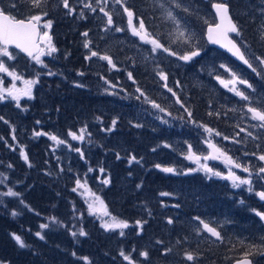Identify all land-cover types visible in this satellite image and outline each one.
I'll list each match as a JSON object with an SVG mask.
<instances>
[{"label": "trees", "instance_id": "trees-1", "mask_svg": "<svg viewBox=\"0 0 264 264\" xmlns=\"http://www.w3.org/2000/svg\"><path fill=\"white\" fill-rule=\"evenodd\" d=\"M206 5L211 6L208 2ZM69 6L75 9L72 14L61 0H43L40 7H32L26 0H2L1 7L17 19L41 15L53 23L57 54L46 63L58 69L50 70L52 75L43 72L47 76L42 77L38 91L24 99L5 98L0 88V264H181L187 260V253L195 257L189 264H231L246 255L255 259L252 252L264 225L257 217L248 216L245 207L236 208L233 204L237 202L231 203L226 191L218 197L206 196L204 205L208 210L214 207V216L221 213L224 218L226 213L230 218L226 228L231 231L224 232L222 242L194 239L195 233L187 223L197 212L204 213L205 207L193 206L184 194L186 188H193V182L188 181L191 174H171L163 171L171 167L170 163H158L159 159L165 162L171 158L164 146L168 143L167 131L172 128L145 124L133 116L138 111L133 102L137 87L153 89L154 82L159 81L154 77L155 69L150 71V61L138 59V41L128 31L124 37L113 39L112 34L99 30L96 14L87 12L81 18L77 0H69ZM119 6L122 20L123 7L127 6L134 11L135 21L143 18L147 30L155 29V13L148 0H126ZM84 32H88L87 37ZM200 46L202 52L186 63L183 74L177 68L166 69L172 74L170 84L181 80L188 85L182 100L191 112L190 128L212 129L208 132L211 137L217 132L230 134L239 130L231 124L236 115L230 108L234 104L232 92L216 85L215 98L204 82L202 86L193 85L187 78L202 70L207 59L204 51L214 50L204 38ZM256 46L263 48L261 43ZM93 51L98 55L91 56ZM103 55L111 56L116 66L100 59ZM29 61L21 58L19 63L5 66H18L17 71L31 78ZM231 64L240 67L234 61ZM81 129L85 131L81 133ZM37 132L47 135L37 136ZM69 133L82 134L84 139H73ZM52 136L64 143H57ZM23 154L28 156L27 161ZM77 180L84 187H78ZM9 191L19 195H6ZM105 211L111 215H104ZM112 217L127 222L128 227H102ZM246 221H251L254 228L248 231L251 239L237 241ZM44 224L49 227H41ZM81 230L87 235H79ZM15 236L25 247L19 246ZM121 252L130 259H124Z\"/></svg>", "mask_w": 264, "mask_h": 264}, {"label": "rangeland", "instance_id": "rangeland-1", "mask_svg": "<svg viewBox=\"0 0 264 264\" xmlns=\"http://www.w3.org/2000/svg\"><path fill=\"white\" fill-rule=\"evenodd\" d=\"M189 1L191 2V0ZM124 2H126V0H124ZM148 2L150 3V8L153 10L152 12L155 13L153 22L156 23L155 29L148 30V32L152 34V37L163 43L165 47L170 48L171 51H175L177 53L176 56H172L162 49L152 52V45L150 43L134 36L128 25L127 13H124L125 19L123 18L122 20L119 17L123 15L122 9L119 6L121 4L115 3V0H104V2L101 3H97V0H77V3L81 5V11L83 13L89 12L90 16L94 14L98 16L99 30L102 34H112L113 37L111 38L116 39L118 36L124 37L126 35L125 33L128 31L129 35L134 38L135 41H138L135 51L136 55H139L138 59L150 61V71L155 69L156 76L154 75V77L158 78L159 81L154 82L153 89H146L144 85L137 87L140 89L136 94L139 99L136 97L133 102L138 106V111L133 113V116L145 124H165L171 126L172 131H167L169 136L168 143L164 146L165 150L171 153V158L165 162L159 159L158 163L163 165H168V163H170V168L176 169V172L171 174L179 175V173L182 172L186 175L191 174V176L188 177V181L193 182V188H186L187 193H184L188 200H190L191 203L193 202V206L199 208L201 205H204L207 199L206 196H211V198L215 196L218 197L219 194L227 191L228 186L233 189V191H229L230 193L227 191L230 202H238L239 205L233 204L238 209L244 206L248 216L257 217L261 220L262 225H264V219H261V217L257 215V213H264V209L257 210L250 205L255 202L259 203V205L264 208V200L257 195L259 192H264V173L259 172V168L264 167V161L259 159V156L264 155V127L260 126L262 123L261 121L252 119V113L248 111L249 107L264 111V64H261L260 61L256 59V57L264 59V40L261 39V35L264 34V27H262V25H264V0H203V3H196V1L190 3L181 0H148ZM206 2L210 4L224 2L230 6L233 19L241 28V35L235 40L237 44L240 45L249 61L253 64V67L255 69L257 68V74L255 71L256 75H252L245 68L242 69L234 65L232 66V61L225 54L209 49L208 51H204V55L207 56V59L206 62L202 63V70H198L193 76H187L193 85L200 84L202 86L204 82L207 90L212 92L215 98L217 95L216 85H219L222 90L227 91H230V88L233 87L231 84L226 87L221 83V80L228 81L232 79L231 72H235L240 79L246 80L252 85V88H248L247 85L239 83L235 85L237 90L243 91L245 95L249 97L247 101L238 96L235 92L230 91L234 97V104L230 105V108L236 113L231 124L237 125V129L239 130H236V133L232 131L230 134L213 135L212 137L204 126L203 128L201 127V131L197 128H190L187 112L188 104H185L182 100L183 94L188 92V85L181 80H176L175 84H170V76L172 74H168L166 70L173 67L182 70L181 74H183L185 69H187L186 63L191 60L183 61L179 59V56L184 55L183 53L186 51L198 50L202 52L200 43L202 38L205 39L206 27L208 24H217L216 18L211 11V6L207 7L208 5H206ZM243 2L244 5H242ZM85 3H91L96 11L93 12L89 8L84 7ZM192 3H196L195 7ZM177 4H179V7H177ZM1 5L2 0H0V7ZM101 7L104 8L105 12L112 15L114 21L112 25L107 24V17H104V12L100 11ZM169 11L173 13L176 20L179 21V24L168 19L167 13ZM41 17L42 19L38 22L40 28L43 33L46 31L48 32L51 36V43L56 48L57 35L54 33L53 23L50 29H46L43 25L49 20L46 17ZM133 22L138 26L135 17ZM203 26H205L204 31H201ZM116 28H121L123 31H116ZM180 31L184 32L185 37L191 36V42H185L184 38H178ZM43 33L41 40L46 53L47 41L42 38ZM259 43L263 45V48H260V50L259 46H256L259 45ZM253 46H255V48ZM8 51L12 53L11 57L0 55V63H3L6 68H10L8 66L19 63L18 61L23 58L14 50ZM56 54L57 53L54 52L51 55H42L40 57L43 61L42 64L37 63L35 60H30L28 63L30 66L27 68L31 70V78L26 76L24 72L17 71L18 66L10 68L14 69L13 72L10 70L7 72L0 71V88L3 96L13 99V97L9 95L8 90H11L13 95L18 96L19 99L29 97L31 94L35 95V92L40 88L39 83L42 77L44 78L47 76L42 75L43 72L48 73L50 70L58 69V67L54 65L53 68H51L49 63H46ZM5 64L8 66H5ZM221 65L224 67H221ZM227 69H231V72ZM161 71L167 74L168 80L166 83L168 87L172 88L173 92L176 93L175 96L172 92L168 91V88L164 87L165 81L160 79L159 76V72ZM9 72L14 73L15 76L9 75ZM253 78L256 79L255 83L251 82ZM26 81L35 82L29 84L26 83ZM141 92H143L144 95H141ZM154 92L157 94L155 97ZM25 93H30V95ZM125 94L130 96L129 92ZM145 97L151 101H155L164 111L154 108L151 103L146 101ZM249 133H251V135H249ZM224 137H228V139H224ZM210 145H215V147H211ZM189 146L191 147L189 148ZM217 149L220 151H217ZM191 154H194V156L192 159H189L188 157ZM197 157L199 159H197ZM227 157H231L232 161L235 163L230 162ZM159 158H162V156ZM179 164V168L175 167ZM235 164H240L242 167L237 168ZM244 167H247L249 171H243ZM209 169L211 171H209ZM230 172L240 177V179H250L251 184H240L239 187H235L233 179L228 178ZM214 173H220V175L217 176L214 175ZM226 173L227 176H224ZM180 178L177 181H179ZM198 182L200 183L198 184ZM236 183H239V181H236ZM249 188H251V191H249ZM171 207L176 209L173 206ZM204 207V213L197 212L193 219H190L187 223L195 233L194 239L198 241L207 240L210 242L214 240L208 235L206 230H203V225L196 219L197 217L205 223H208L211 227H215L223 238L224 232L230 230L226 228L228 227L226 220L230 218L226 213H224V218H222L221 213H217L214 216V207L209 210L206 205H204ZM187 208L190 207L187 206ZM216 220V225H212V222ZM111 222L112 220L110 219L108 223ZM229 225H232L231 221H229ZM251 226L252 222L246 221L237 239L243 240L247 237L248 231H254V228ZM217 240L221 241V239ZM241 240L240 242H242ZM251 251H253V249ZM247 256L248 255L245 257ZM252 256H254L255 262L264 264V254H255V251H253ZM185 261H187V263L189 262V260L180 262L181 264H186ZM167 263L172 264V262ZM176 264L179 263L176 262Z\"/></svg>", "mask_w": 264, "mask_h": 264}, {"label": "snow or ice", "instance_id": "snow-or-ice-1", "mask_svg": "<svg viewBox=\"0 0 264 264\" xmlns=\"http://www.w3.org/2000/svg\"><path fill=\"white\" fill-rule=\"evenodd\" d=\"M27 3H30L32 5V7H40L41 3L43 2V0H26ZM62 2V6L68 10L69 14H72L73 12H75V9L71 8L69 6V0H61ZM104 2V0H97V3H101ZM115 3L117 4H124V0H115ZM12 7H15V5H12ZM84 7L89 8L91 11L95 12L96 9L92 6L91 3H85ZM177 7H179V4H177ZM215 9L217 10V14L220 16L221 18V23L217 24L215 26V28L213 27H209L208 28V39L211 40L212 43H218L221 44L222 47H225L228 49L229 52H231L234 56H236L240 61H242L245 65L248 66V68H251L254 72L256 71L255 68H253V64L249 61L248 58H246L244 51L241 50V47L237 44V42L235 40L229 39L228 38V33H235L238 36L241 34L240 28L237 26L236 23H234L232 21V18L229 14V7L227 3L224 2H220V3H216L214 4ZM101 12H104V15L107 17V24L108 25H112L114 23L113 21V17L111 14H109L108 12H105L104 8L101 7L100 8ZM123 11L125 13H127V17H128V25L131 28V32L134 36L139 37L141 40L146 41L147 43H150L152 45L151 51L152 52H156L157 50H163L164 52H168L170 53V55L172 56H176L177 53L175 51H171L170 48L165 47V45L163 43H161L158 39L152 37V34L150 32H148L144 19L143 18H137L138 19V26L137 24H135L134 21V17H135V13L133 10L129 9L127 6L123 7ZM44 16L47 15V12L43 13ZM80 17L84 18V13L81 11L80 12ZM167 17L168 19L174 21L176 24H179V21L176 20V17L173 15V13L171 11H169L167 13ZM42 19L41 15H31V16H25L24 18H20L17 19L15 16L8 14L6 12V9L4 7H0V45H2V47H0V55L3 56H8L11 57L12 53H10L8 51V46L9 45H14L17 49H20V51L27 53V55L29 57H31L33 60H35L37 63L42 64L43 61L40 59V57L42 55H51L52 53L56 52L57 49L55 48V46L51 43V36L48 34V32H44L43 33V39H45L47 41L46 44V48H47V52L45 53L44 49L39 48L38 44L36 43L34 37L39 35L38 31H37V24L38 22ZM227 21V26L223 28V31L221 32L220 29L222 28V25L224 24V21ZM51 24L52 22L49 20L47 23H45L43 25L44 28L46 29H50L51 28ZM262 27H264V25H262ZM116 31H123V29L121 28H116ZM214 33H216L217 35H214ZM83 35L85 37L88 36V32H84ZM220 37H222L223 39H221ZM178 38H184L185 42H191L192 37H185L184 32L180 31L179 32V37ZM261 39L264 40V34L261 35ZM90 45V41L85 43V47H89ZM98 53L93 51L91 52V56H97ZM200 52L198 50H194L191 51L189 53H186L184 55H180L179 59L183 60V61H190L192 60L194 57L199 56ZM91 58V57H89ZM100 59L107 61L109 64L112 65V67H115L116 65L113 63L112 57L109 55H103L100 56ZM256 59H258L260 61L261 64H264V59H261L259 57H256ZM221 67H224L223 65H221ZM229 72H231V69H227ZM0 71H4L7 72L8 69L6 67H4L3 63H0ZM9 75L15 76L14 73L9 72ZM49 75H52L53 73L49 72ZM232 74V79L228 80V81H224L221 80V83L224 84L226 87L231 84L233 85L232 88H230V91L235 92L238 96H240L241 98H243L245 101L249 100V97L247 95H245V93L243 91H239L237 90V88L235 87V85L237 83L239 84H244L247 85L248 88H252V85L248 83V81L240 79L235 72H231ZM129 78H132V73H128ZM159 76L160 79L165 81L164 87L168 88L169 92H172L173 95L175 96L176 93L173 92L172 88H169L166 81L168 80V76L167 74H165L163 71L159 72ZM219 79V77H218ZM35 81H26V83H34ZM179 83V82H177ZM9 91V95L13 97V99H19L18 96L13 95L11 90ZM137 91H140L139 88H137ZM25 94H29L30 93H25ZM141 95H144L143 92H141ZM0 99H3L2 96H0ZM137 99H139V97H137ZM146 101L151 103L152 106L154 108H158L160 109V111H164V109L160 108V105L155 103V101H151L150 99H148L147 97H145ZM248 111L250 113H252V119L254 120H259L261 121V127H264V111H260L254 107H249ZM189 116H191V112L188 113ZM2 119V118H0ZM166 123V121H165ZM116 125V121L113 120L112 121V128L114 129ZM140 125H137V127H139ZM111 130V129H109ZM85 130L81 129V133H83ZM206 131H208L209 133H211L213 130L212 129H207ZM47 135V133H35V135L39 136V135ZM73 139H77V140H83L84 136L81 135H77L76 133H69ZM216 135H220L219 132L216 133ZM249 135H251V133H249ZM13 139H15V137H13ZM52 140L57 141V143H64V141L59 140L56 136H52L51 137ZM224 139H228V137H224ZM211 147H215V145H210ZM191 146H189L190 148ZM76 151H80V149H76ZM217 151H220L219 149H217ZM194 156V154L189 155V159H192ZM23 158L25 161L28 160V156L26 154H23ZM133 160H135V157H132ZM197 159H199L197 157ZM227 159L232 162L235 163L234 161H232L231 157H227ZM259 159L264 161V155L259 156ZM31 166V165H29ZM235 166L237 168L242 167V165L240 164H235ZM157 167H159V165H157ZM101 171H103V169H101ZM163 171L165 172H169V173H174L176 172V169L174 168H164ZM209 171H211L209 169ZM243 171L248 172L249 169L247 167L243 168ZM259 172L260 173H264V167L259 168ZM214 175L219 176L220 173H214ZM229 179H233V183L235 187H239L240 184H251V180L250 179H240V177L235 176L233 173H229ZM236 181H239V183H236ZM3 181H0V183H2ZM105 184H108L109 181L105 180L104 181ZM77 186L78 187H84V185L80 184V181L77 180ZM73 191H75V189H73ZM249 191H251V188H249ZM6 195L9 196H17L19 195L18 193L9 191L6 193ZM91 195H93L95 197V193H91ZM162 195H168L167 193H162ZM257 195H259V197L264 200V192H259L257 193ZM96 200H99V197H95ZM101 204H103V201H100ZM89 207L91 208L92 205H89ZM106 207V206H105ZM12 215H16L15 212L12 213ZM104 215H111L108 212H104ZM257 215H259L261 217V219H264V213H257ZM53 221H55V218H52ZM197 220H199L200 224L203 225V230H206L208 233L211 234V236L216 237L217 239H222L221 237V233L219 231H217V229L215 227H211L208 223H205L203 220H200L199 217L196 218ZM137 224H140V221L136 222ZM169 224L172 223V220L168 221ZM41 227L43 228H48L49 225L48 224H44L41 225ZM102 227H104L105 229H113V228H127L128 224L125 221H118L116 217H112V222L108 223L105 222ZM73 236H76L77 233L76 232H72L71 233ZM124 233L121 231L120 235H123ZM38 236H40L41 239H44V236L41 235L40 233H37ZM79 235L81 236H85L87 235V233H85L83 230H81L79 232ZM15 240L18 242L20 247H25V244L23 242V240H21V238L19 236H15ZM170 251V249H169ZM121 255L124 256V259L129 260L130 258L128 256H125L123 252H121ZM143 256L147 257L148 253L147 252H143L142 253ZM186 259L189 261H193L195 259V257L193 256V254L191 253H187L186 254ZM134 264V262H133ZM244 264H251L250 261H248L247 259L245 260Z\"/></svg>", "mask_w": 264, "mask_h": 264}, {"label": "water", "instance_id": "water-1", "mask_svg": "<svg viewBox=\"0 0 264 264\" xmlns=\"http://www.w3.org/2000/svg\"><path fill=\"white\" fill-rule=\"evenodd\" d=\"M218 3H220V2H218ZM214 4H216V3H213V4H212V6H211V10L213 11V13H214V15H215V17H216V22H217V24H220V23H221V18H220V16L217 14V10L215 9ZM228 7H229V6H228ZM229 14H230V16H231V18H232V14H231L230 7H229ZM232 21H233V19H232ZM233 22L235 23V21H233ZM217 24H215V25H209V26L207 27V29H206V33H205L206 36H205V39H206V43H207V45H210L211 47L217 49L218 51H221V52L227 54L228 56H230L231 59H234V60H235L240 66L245 67L246 69H248L249 71H251V72H253V73L255 74V72H254L251 68H248L247 65H245L242 61H240V60H239L236 56H234L231 52H229L227 48L222 47L221 44H218V43H212L211 40L208 39V28H209V27H213V28H215V26H216ZM226 26H227V21L225 20V21H224V24L222 25V28L220 29V31L222 32V31H223V28L226 27ZM37 31H38L39 35L35 36L34 39H35L36 43L38 44L39 48L42 49L41 42H40V41H41V40H40L41 29H40L39 24H37ZM214 35H217V34L214 33ZM232 36H237V34L229 32V33H228V38L233 40ZM220 38L223 39L222 37H220ZM0 46H2V45H0ZM8 50H15V51H17L18 53H21L22 56H23L24 58L26 57V58L32 60V58L29 57V56L27 55V53H24V52L20 51V49H17L14 45H9V46H8ZM241 50H242V49H241ZM245 56H246V55H245ZM246 58H247V57H246ZM246 259H247L248 261H250L251 264H254V263H252V261H251L250 259H248V258H241V260H237V261H235V262L232 263V264H244V262H245Z\"/></svg>", "mask_w": 264, "mask_h": 264}, {"label": "flooded vegetation", "instance_id": "flooded-vegetation-1", "mask_svg": "<svg viewBox=\"0 0 264 264\" xmlns=\"http://www.w3.org/2000/svg\"><path fill=\"white\" fill-rule=\"evenodd\" d=\"M224 176H227V173H226ZM227 187H228V186H227ZM227 191H233V189H231V188L228 187ZM238 205H239V204H238ZM250 205H251L252 207H259V206H261V205H259V203H251ZM250 205H249V206H250ZM262 209H264V208L261 206L260 210H262ZM216 239H217V238H216ZM246 239H247L248 241H250L251 237L248 235V236L246 237ZM254 247L256 248V252H255V254H264V236H263V241H262L261 243H257V244H255ZM253 263L258 264V262H253Z\"/></svg>", "mask_w": 264, "mask_h": 264}, {"label": "bare ground", "instance_id": "bare-ground-1", "mask_svg": "<svg viewBox=\"0 0 264 264\" xmlns=\"http://www.w3.org/2000/svg\"><path fill=\"white\" fill-rule=\"evenodd\" d=\"M87 19V18H86ZM257 69V68H256ZM218 71V70H217ZM256 74H257V71H256ZM38 76V75H37ZM249 83V82H248ZM250 84V83H249ZM232 131V130H231ZM236 133V132H235ZM240 137V136H239ZM228 188V187H227ZM229 192V191H228ZM230 193V192H229ZM222 195V194H221ZM227 196V195H226ZM205 209V208H204Z\"/></svg>", "mask_w": 264, "mask_h": 264}]
</instances>
